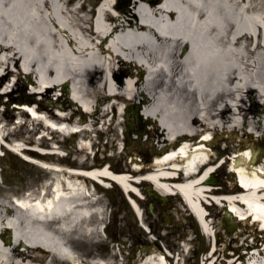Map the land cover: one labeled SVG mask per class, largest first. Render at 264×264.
<instances>
[{
	"label": "bare ground",
	"instance_id": "1",
	"mask_svg": "<svg viewBox=\"0 0 264 264\" xmlns=\"http://www.w3.org/2000/svg\"><path fill=\"white\" fill-rule=\"evenodd\" d=\"M70 1L0 0V79L27 73L35 88L48 86L46 91L57 90L63 81H68L74 99L67 100L69 113L58 115L50 106L39 105L36 110L29 107L36 116L21 110L19 117L40 121L55 131L70 122L82 125L79 132H86L98 123H109L114 128L121 123L123 104L129 107L140 103L148 142L156 136L160 144L178 147L189 156L185 160L173 159L168 153L164 161L155 163L156 159L150 165L136 160L134 168L139 170L140 184H128L126 175L114 174L124 170L87 160H80L76 167L66 166L59 159L49 160L60 155L57 144L41 158L26 154L22 144L16 146L23 156L48 169L52 176L38 193L29 191L27 196L16 197L19 203L15 202L22 207L0 202V229L10 227L13 231L11 241L5 243V238L0 237V264H55L60 260L83 264L72 241L86 232L98 233L95 213L106 217L104 204L97 205L95 191L90 187L91 177L83 173L115 177L141 197L145 196L139 185L146 182L141 175L147 174L154 182L153 189L162 195L175 192L172 186L178 185L182 195L175 194L184 198L204 221V209L198 202L210 197L211 193L204 189L213 184L202 181L208 168L201 170L199 164L208 153L190 150L202 133L205 138L214 134L215 143L230 139L226 151L237 154L231 167L250 171L247 189L231 184L212 192L218 203L226 201L215 195H227L232 207L224 208L229 212L228 220L242 227L234 219L252 217L253 224L263 226L264 231V173L255 168L264 169V0H131L124 6L104 0L105 7L94 18L82 4L70 6ZM118 63L129 66L118 73ZM10 83L11 79L2 85L7 89ZM78 105L82 107L77 111ZM38 110L43 111L41 116ZM84 110L90 111L88 117ZM81 120L84 123H79ZM147 123H152L157 135ZM239 131L248 137L238 146L233 141ZM3 133L1 127L0 135ZM43 133L47 135L48 130ZM143 134L140 138L144 143ZM199 143L208 144L203 140ZM79 145L87 149L88 140ZM251 147L255 155L248 160ZM155 152L161 150L156 148ZM225 161L230 163L228 158ZM182 163L188 173L199 172L198 177L194 174L195 179L174 184V178H164L171 173L170 167ZM240 176L244 178L243 172ZM98 179L109 182L106 177ZM135 206L142 215L138 200ZM235 206H244L245 210L238 212ZM261 241L264 243L258 235L249 246L233 245L232 239L228 240L230 249L225 256L230 264H247L246 251L254 247L259 255L248 252L249 258H259L258 264H264ZM37 248L49 252L44 261V256L35 252ZM213 250L204 264L223 261L221 243L217 241ZM139 256L137 264H170L160 249ZM84 264L111 262L99 256Z\"/></svg>",
	"mask_w": 264,
	"mask_h": 264
},
{
	"label": "rangeland",
	"instance_id": "2",
	"mask_svg": "<svg viewBox=\"0 0 264 264\" xmlns=\"http://www.w3.org/2000/svg\"><path fill=\"white\" fill-rule=\"evenodd\" d=\"M81 1V0H80ZM101 0H84L82 2L83 7L85 10L90 11L91 7H94L95 4L99 3ZM72 6V2L70 4ZM94 9V8H93ZM91 13V12H90ZM92 14H94V10H92ZM91 14V15H92ZM119 64V63H118ZM122 65V64H121ZM123 66V65H122ZM120 72V69L118 70ZM18 74L14 76L18 79ZM13 74L9 75L7 78H5L4 81H7L9 78H11ZM27 73H21V77L17 80V83L14 85V89L12 93L14 92H20L22 93L23 90H34V83H30L29 79L27 78ZM12 82V81H11ZM0 87H3L2 84H0ZM56 90L52 88L50 91H46L41 96H36L34 94L26 92V94L29 96L28 98L23 99L24 101H31L29 102L30 105L33 103V101H46L53 100L56 103L54 105H51L52 107L58 108L61 112L68 113L71 111L69 107V102L64 98L61 97V99H54V92ZM12 95V94H11ZM14 96V95H13ZM31 99V100H29ZM3 100L5 102V96H0V118L2 121L7 122L9 124H14L13 128V134L15 137H20L29 143H31L34 147H50L52 143L57 139L60 144V149H64L68 151V156L64 158L65 159H72L73 164L75 165L77 162L76 159L81 160L87 155L86 149L78 148L77 145L79 139H83V137H91L92 133H86L82 132L81 134H77L73 136L72 133H68L66 136L59 132H52L54 135L53 139H45L41 138V135L43 133L44 129H47L44 124L40 121H33L32 119H26V118H20L19 117V108H11L6 109L3 112L2 107ZM62 103V104H61ZM60 105H63L62 107ZM34 106H31L33 108ZM263 109V108H259ZM259 112H262V110H259ZM2 113V116H1ZM39 116L43 114V112L38 113ZM17 116V117H16ZM89 116V115H87ZM19 120V122L16 121ZM54 120V119H53ZM121 123H116L114 126L115 128L107 129L108 125L105 124L103 127L104 133L103 137H105V141H103L102 144H97L94 141L95 150L98 148L100 149V156L95 159V161L103 163L106 161H110L111 166H113L115 169L120 168L121 165H123L124 157L117 153V150L120 149L119 142L122 139V142H124V134L126 129V123L123 122V119H120ZM125 120V119H124ZM25 122V123H22ZM67 124V123H66ZM69 125V124H68ZM151 126V125H150ZM97 127V125L95 126ZM8 129V128H7ZM152 132L154 135L156 134V131L153 128V125L151 126ZM9 130V129H8ZM98 130V127L95 129ZM124 130V134L123 131ZM160 131V130H159ZM162 131V130H161ZM51 132V130H50ZM239 136L235 138L233 143H237L238 140L242 137H248L245 136L243 131H239ZM257 136V133H255V136L253 139ZM259 136V135H258ZM94 138H97V136L94 135ZM60 139V141H59ZM158 138L153 139L157 140ZM228 141L226 139L224 145L228 144ZM105 142V144H104ZM125 143V142H124ZM117 145V147H116ZM220 143H216L213 145L215 149H220ZM107 152H106V150ZM117 149V150H116ZM126 148L124 149V151ZM32 155L36 157H40V154L36 151H30ZM107 154H114L115 156L110 158L107 157ZM103 156H106V158H103ZM264 156V151H263ZM59 159V161H64L63 158L57 156L55 158H50V160ZM75 159V160H74ZM99 159V160H97ZM93 159H89V162L93 163ZM76 162V163H75ZM95 162V163H97ZM66 164H70L69 160L65 161ZM97 163V164H100ZM0 202L7 203V204H13L12 198L13 197H22L25 195L27 190H31L34 193H38L40 188L45 184L46 181L50 180L51 173L49 170H46L36 164L30 163L28 161L23 160L20 156L17 154H14L10 150H6V154L1 158L0 162ZM215 178L218 182V184H225L226 181L233 182L234 181V175H232L228 169L227 166L222 167L220 170H218L215 173ZM115 189L112 190H106L104 193L106 194V200L108 204L111 206L112 214L110 216V223H108V227L106 229V233L109 235L108 238L102 240L103 243H93V240L91 241L89 238L91 235H88L87 232L84 233L81 236H78L80 239H76L72 241V247L76 251V253L79 254L80 260L83 262H88L90 260H93L100 255H103V251H105V254H107V260L111 262V264H135L134 261L138 262V258L140 257V253L145 254L149 251L150 248L155 249V245L161 246L160 242L158 244L154 243V237L155 236H161L162 242L164 245H168L173 250H179L180 253L183 255L181 249H180V243L178 239H182L185 235L186 236L197 234L198 237L196 240H193V244L195 246L199 245L200 249L206 250L211 247L212 244V238L207 237L205 239L204 235L202 236V233L200 231V226L198 222L196 221L195 217L190 213V210L187 208V206L182 202L177 200V198L174 196L170 197V200L173 201V204L168 203L166 206L162 205L156 200L153 196H148L146 192V184L141 186L145 192L146 199L141 200L142 208L141 212L143 214L142 218L138 216L134 209L132 208L131 203L126 198L125 193L119 186H115ZM110 202V203H109ZM153 204V210H149V205ZM224 205L226 204H219L215 205L213 204L210 206V209L213 213V221H214V227L211 228V233L213 235V241L216 237L218 238L219 243H221V247L223 249L222 252V259L221 264H230L231 261L228 257L225 256V253L230 249L227 247V241L232 239V244L234 245H243L246 244L249 246V242L253 240V235H258L259 238L264 239V231L262 230L261 225H256L254 223V219L252 217H249L246 220H240L236 219L235 221L239 220L241 222L242 227L236 226L232 231H229L226 229V227L223 225V216H225L224 211ZM232 208V207H231ZM235 210H238V212L244 211V206H235L233 207ZM171 215V220H168V216ZM145 227L152 228L154 231L151 235H148V232L146 231ZM1 230V229H0ZM2 238L4 242L6 243V239L9 241L11 239V232L7 231L5 229H2ZM23 236V235H21ZM25 236V235H24ZM74 234L72 235L73 238ZM115 238H118L120 240V243L118 244L119 250L122 253L121 260H118L119 263H114V258L116 255V249L117 244H112L111 242L115 240ZM94 239V238H93ZM121 240H124L127 242L126 246H122ZM140 240V243L137 244L136 241ZM178 241V242H177ZM189 242V241H188ZM262 243V241H261ZM8 244V243H7ZM102 244V245H101ZM112 244V245H111ZM134 244L137 245V249L135 251V256L133 258H130L131 254V246ZM231 244V246H232ZM10 245V243L8 244ZM149 249H146L148 247ZM23 249H26V246L22 245L20 246ZM162 247V246H161ZM252 248V247H251ZM247 251L252 252V249H247ZM39 255L44 256L43 261L48 257V251L44 250L39 251L38 248L35 251ZM114 252V253H113ZM196 252V251H195ZM138 255V256H137ZM249 257V254L245 256V262H247V259ZM185 260V259H183ZM180 261L179 264H195L192 261ZM41 263H44V262ZM55 264H68L66 263V260H60L55 261ZM176 264V263H175ZM233 264H242L240 261H235Z\"/></svg>",
	"mask_w": 264,
	"mask_h": 264
}]
</instances>
